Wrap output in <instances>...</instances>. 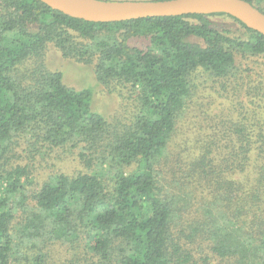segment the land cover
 Listing matches in <instances>:
<instances>
[{
	"label": "trees",
	"instance_id": "1",
	"mask_svg": "<svg viewBox=\"0 0 264 264\" xmlns=\"http://www.w3.org/2000/svg\"><path fill=\"white\" fill-rule=\"evenodd\" d=\"M50 44L93 64L98 83L134 101L131 116L108 118L92 89L67 86L46 64ZM213 93L244 100L195 111ZM57 152L77 171L30 180ZM54 260L264 264L262 33L226 13L94 22L0 0V264Z\"/></svg>",
	"mask_w": 264,
	"mask_h": 264
},
{
	"label": "rangeland",
	"instance_id": "2",
	"mask_svg": "<svg viewBox=\"0 0 264 264\" xmlns=\"http://www.w3.org/2000/svg\"><path fill=\"white\" fill-rule=\"evenodd\" d=\"M210 19L213 22V26L220 30H231L234 33L245 35L247 33L243 25H241L237 20L228 16V15H214ZM134 44L143 45L142 39L134 40ZM46 64L51 70H61L63 71V81L67 86L74 88H90L94 92L93 96V106L94 108L103 113L108 118L120 117L129 118L134 110V101H127L125 98L120 96L116 92H109L103 85L97 82L96 76L94 73V65L78 62L73 58L64 57L62 52L58 50L53 44H50L47 48L46 53ZM206 96V95H205ZM223 99L220 98L217 93H213L208 97L203 98L199 101L201 106L196 104L193 106L195 111L200 112L201 107H208L213 112L225 110L226 112H231L239 108V101L242 103L243 98L238 99ZM212 102V103H211ZM213 119H211L212 121ZM181 122H191L181 121ZM188 145V150H192L194 143L190 142ZM174 153V150H173ZM48 157L47 159H49ZM51 164H55V167H52ZM79 168V164L76 161H73L72 154H59L58 152L49 159L48 164L38 176L31 177L30 180L38 181L43 179L47 174L54 171H64L68 173H74ZM70 252L68 249H60V257L63 258L67 256ZM82 258L84 257L81 251ZM81 258V259H82ZM64 259V258H63ZM61 260H54L55 262H60Z\"/></svg>",
	"mask_w": 264,
	"mask_h": 264
},
{
	"label": "water",
	"instance_id": "3",
	"mask_svg": "<svg viewBox=\"0 0 264 264\" xmlns=\"http://www.w3.org/2000/svg\"><path fill=\"white\" fill-rule=\"evenodd\" d=\"M53 9L94 22L226 13L264 35V12L247 0H41Z\"/></svg>",
	"mask_w": 264,
	"mask_h": 264
}]
</instances>
